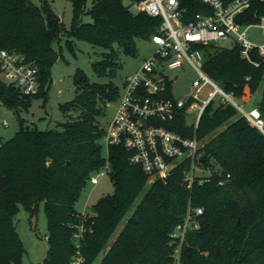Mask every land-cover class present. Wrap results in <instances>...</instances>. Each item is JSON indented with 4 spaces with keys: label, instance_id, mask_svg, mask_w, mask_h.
I'll use <instances>...</instances> for the list:
<instances>
[{
    "label": "trees",
    "instance_id": "obj_1",
    "mask_svg": "<svg viewBox=\"0 0 264 264\" xmlns=\"http://www.w3.org/2000/svg\"><path fill=\"white\" fill-rule=\"evenodd\" d=\"M70 1L73 21L67 28L47 2L40 7L32 0H0V48L36 64L40 80L39 91L27 95L0 78V99L9 107H28L32 96L46 97L51 67L60 54L53 43L64 34L71 47V37L103 47L105 54L94 65L100 75L111 77L99 83L78 68L75 97L61 104L75 116L52 129L31 127L22 119L14 135L0 140V264H22L26 250L15 216L20 205L35 215L42 203L49 229L42 264H74L78 254L83 264H92L102 252L101 264H170L176 247L171 231L189 204L204 211L200 227L187 232L181 264H264V133L231 103L215 97L197 125L188 121L186 107L160 122L198 137L199 152L206 156L199 164L211 168L209 179L200 182L196 176L189 182L190 157L180 160L167 179L151 182L142 166L130 162L131 153L123 145H110L106 157V129L99 116L120 96L112 79L120 55L136 54L137 38H151L162 18L133 11L124 0ZM183 6L189 14L205 10L200 0H183ZM86 14L91 21L83 20ZM261 15L264 0H252L238 18L243 24L255 23ZM197 47L205 54L204 71L224 90L244 98L261 88L256 105L264 115V58L254 51L256 65L242 57L238 45ZM107 161L114 190L101 196L93 210L79 211L76 203L92 172Z\"/></svg>",
    "mask_w": 264,
    "mask_h": 264
},
{
    "label": "built area",
    "instance_id": "obj_2",
    "mask_svg": "<svg viewBox=\"0 0 264 264\" xmlns=\"http://www.w3.org/2000/svg\"><path fill=\"white\" fill-rule=\"evenodd\" d=\"M133 1V0H132ZM205 10L192 14L183 6V0H139L133 1L138 10L162 18L159 31L151 36L157 46L156 52L145 59L138 70L128 75L124 81L123 92L117 99L116 112L103 136L108 150L112 144L123 145L130 151V162L142 166L149 175V181L157 178L167 179L171 170L184 158L192 159V168L186 178L191 183L196 176L203 182L212 175L211 168L202 167L199 162L201 141L198 137H187L169 129L161 121L173 119L178 111L186 107L187 117L191 110L198 109L194 123L199 119L210 101L219 96L221 101L229 102L249 122L264 133V115L259 106L246 109L236 102L233 94L224 90L203 69L205 54L197 47L200 44L217 43L231 37L226 47L238 45L242 57L254 62L253 52L264 58V42L257 43L249 37V26L257 24L264 33V15L257 22L243 24L239 16L247 11L252 0H200ZM137 10V11H138ZM185 61L198 71L191 92L187 98H176L172 90L173 78L166 68H176ZM0 78L18 87L27 95L39 91V69L24 55L14 50L0 48ZM209 87L206 92L205 88ZM5 124H8L4 120ZM108 157L107 155H105ZM109 163L90 176V181L98 183ZM202 172H198L197 169ZM230 173L220 179L225 183ZM201 206L188 205L183 220L171 231L176 242L173 261L181 264V250L188 230L200 227ZM74 264H83L77 255Z\"/></svg>",
    "mask_w": 264,
    "mask_h": 264
},
{
    "label": "rangeland",
    "instance_id": "obj_3",
    "mask_svg": "<svg viewBox=\"0 0 264 264\" xmlns=\"http://www.w3.org/2000/svg\"><path fill=\"white\" fill-rule=\"evenodd\" d=\"M36 5L43 6L47 2L53 12L60 17L63 24L69 28L73 21V5L70 0H32ZM126 4H131V9L137 11V7L132 0H124ZM90 5V2H89ZM84 21H91L90 14L83 16ZM249 37L257 43L264 42V33L257 24L249 26ZM68 35H61L54 40V47L59 51V57L51 67L52 81L48 88L46 97L42 94L31 97L28 107L16 106L9 107L0 99V140L10 138L20 128L22 119L26 125L38 127L39 129L60 128L62 122L66 121L75 113L71 110H63L61 104L72 100L76 94V85L74 83V74L78 68H81L92 81L104 83L110 80L108 75H100L95 68L94 63L100 61L105 49L96 46L84 39L71 37L73 47L67 43ZM231 37L219 40L216 44L219 46L228 45ZM138 51L136 54L121 53L116 74L112 77L118 84L120 94L123 92L124 81L128 75L134 74L142 65L145 59L152 56L157 46L151 38H137ZM166 72L173 78L179 74L177 79L173 80L172 90L176 98H187L191 92L192 84L198 77L197 69L188 61L181 66L169 69ZM209 87L205 88L207 92ZM261 96V88L252 94V102L258 101ZM219 96H217L218 98ZM234 100L246 109L251 107V103L243 98L233 96ZM117 100L108 102L105 105L103 113L99 116V122L102 127L107 129L110 121L116 112ZM198 109L191 110L187 119L189 122L195 121ZM4 120L8 124L4 123ZM104 155L108 153V147L102 138ZM99 169V168H98ZM102 169V168H101ZM100 169V170H101ZM99 170H95L91 175H95ZM198 172H202L199 168ZM151 182V181H149ZM114 190L110 173L105 170L99 178L98 183L94 184L90 180L83 189L80 198L76 203L79 211H91L94 209L95 202L103 195L111 193ZM17 230L23 240L25 253L22 258V264H42L49 248L48 242V218L44 204L39 206L37 214L32 215L28 209L20 205L15 216ZM122 222L118 230L114 233L111 240L115 239L119 230L123 226ZM103 252L98 255L92 264H101Z\"/></svg>",
    "mask_w": 264,
    "mask_h": 264
},
{
    "label": "crops",
    "instance_id": "obj_4",
    "mask_svg": "<svg viewBox=\"0 0 264 264\" xmlns=\"http://www.w3.org/2000/svg\"><path fill=\"white\" fill-rule=\"evenodd\" d=\"M243 99H244L246 102L251 103V104H252L251 107L256 105V101H255V102H252V94H251V95H247V96H245Z\"/></svg>",
    "mask_w": 264,
    "mask_h": 264
},
{
    "label": "water",
    "instance_id": "obj_5",
    "mask_svg": "<svg viewBox=\"0 0 264 264\" xmlns=\"http://www.w3.org/2000/svg\"><path fill=\"white\" fill-rule=\"evenodd\" d=\"M56 15V14H55ZM56 18H57V20H60V17L58 16V15H56ZM206 158V156L205 155H202L201 157H200V160H204ZM218 249H219V247H218Z\"/></svg>",
    "mask_w": 264,
    "mask_h": 264
}]
</instances>
